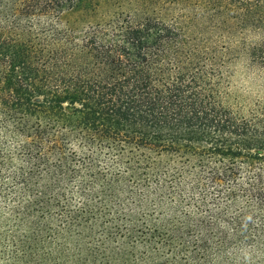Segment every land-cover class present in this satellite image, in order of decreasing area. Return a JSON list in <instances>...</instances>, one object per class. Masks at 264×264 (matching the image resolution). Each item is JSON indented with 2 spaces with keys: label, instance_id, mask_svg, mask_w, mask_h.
I'll return each instance as SVG.
<instances>
[{
  "label": "trees",
  "instance_id": "trees-1",
  "mask_svg": "<svg viewBox=\"0 0 264 264\" xmlns=\"http://www.w3.org/2000/svg\"><path fill=\"white\" fill-rule=\"evenodd\" d=\"M110 2L0 0V264H264V0Z\"/></svg>",
  "mask_w": 264,
  "mask_h": 264
},
{
  "label": "rangeland",
  "instance_id": "rangeland-1",
  "mask_svg": "<svg viewBox=\"0 0 264 264\" xmlns=\"http://www.w3.org/2000/svg\"><path fill=\"white\" fill-rule=\"evenodd\" d=\"M111 0H99V2H100V4H102V5H105V4H110L111 2H110ZM117 245V247H121L122 246V244H112V245H109L110 247L111 246H116ZM106 249H107V247H106ZM106 249L104 250V253H105V251H106ZM119 251H126V247L125 246H123V248H120V250ZM109 260H111L112 261V263L113 264H120V259H119V257H118V254H116L113 258H109ZM115 262V263H114ZM99 264H102V263H99ZM129 264H138L137 262H134V263H129ZM151 264H154L153 262L151 263Z\"/></svg>",
  "mask_w": 264,
  "mask_h": 264
}]
</instances>
